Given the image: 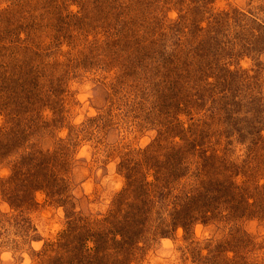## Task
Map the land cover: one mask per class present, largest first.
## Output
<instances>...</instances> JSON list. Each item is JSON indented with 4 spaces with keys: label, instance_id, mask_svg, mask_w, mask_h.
<instances>
[{
    "label": "rangeland",
    "instance_id": "rangeland-1",
    "mask_svg": "<svg viewBox=\"0 0 264 264\" xmlns=\"http://www.w3.org/2000/svg\"><path fill=\"white\" fill-rule=\"evenodd\" d=\"M0 103V264H264V0H0Z\"/></svg>",
    "mask_w": 264,
    "mask_h": 264
},
{
    "label": "trees",
    "instance_id": "trees-1",
    "mask_svg": "<svg viewBox=\"0 0 264 264\" xmlns=\"http://www.w3.org/2000/svg\"><path fill=\"white\" fill-rule=\"evenodd\" d=\"M19 61L21 62V59H19ZM27 94H28L27 88L24 85L21 90L19 89V94H18L19 96H22V99H19L17 102L15 101L16 103H15L14 106H17L18 108L23 106V103L28 99ZM0 105H1V103H0ZM14 106H12L11 102H9V101L6 103V108L10 112H12V108L13 109L15 108ZM0 145H2L1 139H0ZM2 154H3V152L0 153V157H2ZM28 158L29 157L24 156L23 161H19L18 162V164H20L19 168L22 167L20 172H18L19 175H18V178L16 179L18 181V183L21 184L20 185L21 189L19 191V196H20L21 200H23V198H24V195H21L22 193L25 194V192H26V194H29L31 191L34 192V191L39 190V186H36V184H38V182H43L44 181L43 178L36 177V175H38L37 172L40 171L39 170V168H40L39 166L40 165H33V164L32 165L31 164L28 165L27 162H26ZM42 163L44 164V162H42ZM24 166L28 167L29 170L26 171L24 169L25 168ZM31 174H32V176H31ZM130 182H131V186L132 187L129 186V188L125 189L124 190L125 191L124 194H125L126 197H127V195L130 196L132 199H133V196H134L133 193H135L134 190L136 188H138L139 186H143V187L146 188V185H148L146 182L140 184V182L137 181V179L136 180L132 179ZM44 183H45V181H44ZM238 189L239 188H237V186L234 185L232 182H230L228 184L227 188L224 185L221 188V190H223V191L226 190V192L224 193V196H227L230 193L233 194L234 190H235V192L237 194H239ZM142 195L143 194L139 193V196L137 197V202H138V204L143 205V207H140V208H137V209L134 208V205L136 204V201H134V199H133L131 204L128 205L129 208H131V210L127 211V213L124 216L120 217V218L126 217V219L123 220V221H127V224H128V222H130L131 224L127 227L126 231H124V232H122V231L116 232V234H118V236H120V235L124 236L123 243L126 245V247L128 246L130 248V246H131L132 249L135 247V245H134L133 239L131 237H133L134 235L138 236L140 234V225H141V222H142V217L144 215H146L147 213H149L150 211H152V207H151L152 203L150 201L151 199H145L144 197H141ZM146 196H148V195L146 194ZM188 196L189 195H186L184 199L182 197H180V199L182 201V204L185 205V204H188V203H192L191 202V198L188 197ZM229 196H231V195H229ZM175 210H177V209H175ZM123 214H124V211H123ZM134 216H135V220H133ZM189 220L190 219H188V220L185 219L184 220L185 222H180V223H177V224H180V226H182V227H186V224H187V222ZM190 222H192V221L190 220ZM166 230H169V229H166ZM163 232H164V234H167L166 233L167 231H163ZM128 235L131 236V237H128ZM126 237H127V239H126ZM115 241H116L117 245H119L122 242V241H119V239H115ZM129 243H130V245H129ZM218 251H219L220 255L222 253L223 254L221 255V259L218 260L216 264H233L231 258L224 254V251H222V248H221V251L220 250H218Z\"/></svg>",
    "mask_w": 264,
    "mask_h": 264
}]
</instances>
